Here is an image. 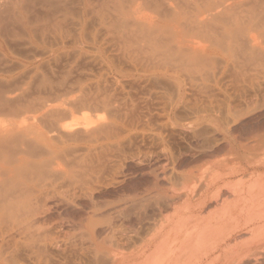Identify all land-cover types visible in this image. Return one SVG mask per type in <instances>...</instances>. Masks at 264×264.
I'll return each mask as SVG.
<instances>
[{
  "label": "bare ground",
  "instance_id": "6f19581e",
  "mask_svg": "<svg viewBox=\"0 0 264 264\" xmlns=\"http://www.w3.org/2000/svg\"><path fill=\"white\" fill-rule=\"evenodd\" d=\"M27 2L0 0V60L14 65L12 69L0 67V264H50V256H44L47 248L56 249L64 258L78 255L82 260L76 256L77 264H264V0L112 1L115 21L127 31L121 34L149 43V51L143 52L146 59L128 69L129 79L146 87L144 98L160 106L166 128L192 134L195 150L184 155L174 151V146L170 149L171 143L158 132L162 127L152 129L158 133L144 134L145 121L143 136L153 134L159 140L156 166L152 171L151 157L142 165L135 164L137 176L132 175L137 180L145 176L142 189L129 183L128 193L120 192L124 194H118L117 201L105 199L107 195L103 198V189L109 183L121 187L133 176L121 168L114 172L112 167L106 184L101 174L106 164L102 167L104 160L99 161L105 151L119 146L122 135L131 136L128 133L141 121L138 112H133L139 104L130 96L118 101L116 91L101 88L99 80L88 91L80 87L70 94L69 88L68 99L71 95L74 99L61 110L51 101L46 103L47 98L40 103L36 93L37 97H26L21 77L28 72L35 79L43 54L37 51L39 36L42 39L46 28L55 30L50 24L38 27L26 14ZM87 5L81 0L80 42L84 41ZM5 14L17 31H3ZM10 35L37 53L14 54L8 45ZM238 40L247 45L248 52L240 53ZM65 41L61 39L60 44L65 46ZM49 46L47 55L54 51ZM119 73L115 83L122 87L124 73ZM77 109L83 112L75 124ZM117 109L123 111H118L123 118ZM99 110L108 112L109 119L103 115L94 119ZM89 111H97V116ZM131 113L137 116L135 120ZM71 116L74 124L69 122ZM237 124L247 129L244 137L235 132ZM150 168L152 173L146 171ZM59 205L75 218L67 222L69 226L55 225L50 218ZM98 217L107 223L96 224ZM144 223L148 224L145 231ZM22 248L26 261L17 256ZM59 257L57 261L66 264Z\"/></svg>",
  "mask_w": 264,
  "mask_h": 264
},
{
  "label": "rangeland",
  "instance_id": "374dc122",
  "mask_svg": "<svg viewBox=\"0 0 264 264\" xmlns=\"http://www.w3.org/2000/svg\"><path fill=\"white\" fill-rule=\"evenodd\" d=\"M86 1H87L88 5L86 7L85 24H84L83 33H82L84 41L80 42V40H79V31H80V20H81V9H82L81 8V0H28L27 5H26V14L28 15V17L31 18L32 21L37 22L36 24H38V27L39 26L42 27L43 25L47 26L48 24H50V25H55V30L53 28H51L49 31H47V28H46V30H45V32H44V34L42 36V39H41V35L39 36V39H38L39 40V47H38L37 51L39 53L42 51L43 54H41L42 57L39 60L40 63L38 62V71H37V75H36L35 79L34 78H30V73L26 72L21 77V80H22L21 83L22 84L19 83L21 80L19 78H16V80L18 79L17 82L19 81L18 83L16 82V85L21 87L20 84L21 85L24 84L23 85V88L25 89L24 90V95H26V97H31L30 96L31 94H32V96H36L35 95V93H36L37 96H40V99H41L40 103L44 102V100H42V99H45V100L49 99V102L46 101V103H50V101H51L50 104L53 105V106H56V108L59 109V110L65 109L64 105H66V108H67V104L69 103V105H70V103L73 101L72 100V99H74L73 95H71L72 98H70L71 102L68 99V95L70 97L71 91H74V92L76 91L75 93L74 92L72 93V94H76L77 93L76 88L77 89L80 88V87L85 88V89L87 88V90L84 89L85 91H88L89 88L93 89L94 88L93 86L96 85L98 80H99V83L101 82V84H102L101 88L103 87V89H105L106 91H110L112 89L116 91L115 92V91L112 90V92L111 91L110 92L111 93L115 92L114 94H116L115 95L116 99H118V97H119L118 101L122 102V100H121L122 97H124V96L129 97L130 96V99H132L134 101V103H136V105L139 104L137 107L134 108L133 112H136V111L138 112V116L141 119V121H140V123L138 122L137 125H135L137 127H135V128L133 127L134 129H132V131H134L135 129L137 130V128H139L138 131H137L138 133L135 130L134 131V135H133L132 131H131L132 133L131 132L128 133V134H131L132 137L130 135L128 137L124 136L125 134L122 135L121 139L122 140L124 139L126 144L122 143L124 140L123 141L121 140V143L119 144V146H117L119 148L122 146L120 148V149H122V151H120L119 148L114 147V149L113 148L111 149V150H114L112 152H110L109 150L105 151L102 154V158L103 159L101 158L102 160L99 161V164H100L104 160L102 162V167H104V165L106 164L105 165L106 167L102 168L104 170V172H101L103 179L105 180V182L107 181L106 184L110 182L109 181V176L112 174V171H114V170H116V172H117L118 169H119V171L124 170L122 172L124 174H127V175H129L131 177L133 175L137 176V174H135V172L133 170L136 168L137 165H142V164L146 163L147 162L146 159H148L150 157L151 158L148 159V161L152 165L151 168H152V171H153V169L156 166V165L153 166V164H154V158H155L156 152L158 151L157 149H158V143H159V140L158 139L156 140V137H154V135H153L155 132L156 133L159 132L161 135L163 134L162 136H164V138L167 139L165 141L166 142L168 141L167 144L171 143V144H168L170 149L171 148L173 149L174 147H176V148H174L175 149L174 151L178 150L180 153L182 152V154H184V153L188 154V152H189V154H193L195 152V150H193V147H192V144L194 142V140H193L194 137L192 136V134L189 131L181 130V129H180L179 132H177L179 129H173V127L168 126V125H167L168 127L166 128V126L163 125L164 124V118L162 117V113L160 111V106L156 104L155 100L151 101L149 98H147V99L144 98V97H147L146 96V91L144 89L146 87H144V88H143V86H141L142 88L138 87L139 85L136 82H133L132 80L129 79V74H130L129 70H132L133 65H135V63H137V62H140V59H141V61L146 59L145 57L147 55L145 56L144 54L147 51L146 48L147 47L149 48V46H146V44L148 42L147 43L146 42H142L143 40L139 36H135L137 38L134 37L135 39L132 38L133 39L132 40L131 38H129L132 35L127 34L126 36L128 38L126 36L122 35V34L126 33L127 31L126 30L124 31V27H120L115 21V17H114L115 13L113 12V10H114V4L113 3L114 2H112L113 0L112 1L111 0H109V1L108 0H106V1L105 0H86ZM110 1H111V3H110ZM112 25H114V26H112ZM114 27H116V28H114ZM2 28H3L4 32H12V31H17L18 30L17 25L13 21H11V19L9 18V16L7 14H5V16L3 17ZM119 30H122V32L119 31ZM118 33H119V35H118ZM12 37H13L12 35L9 36L8 45H9L10 50H13L12 52L14 54L17 53V55L18 54L19 55L22 54V56H27V55H31L33 53H37L36 50H33L34 48L32 46H30L29 44L25 43L23 40L16 39V38L14 39ZM61 39L66 40L65 42H68V43L65 46L61 45L60 44V40ZM129 39H131V40H129ZM241 41H239V40L237 41V45H238L239 42H240L239 44L241 45V46L239 45L240 46V53H242V51L247 49V48H245V47H247V45H243V43L241 44ZM141 42H142V44H141ZM55 43H57V46L54 45ZM49 44L53 45L54 51L50 55H47L48 52L46 53L45 50H46L47 47H48V50H49V48H50ZM136 44H138V45H136ZM237 45H236V47H237ZM143 46H145V48H143L145 51L142 49ZM243 46H244L245 49L243 48ZM237 48H236V51H237ZM148 51H149V49H148ZM238 51H239V49H238ZM143 52H145V53H143ZM245 52H248V49ZM143 55H144V57H143ZM137 57H138V60H137ZM244 60L246 61V59H243V61ZM247 60H252L251 62L253 63V59H248V57H247ZM255 60H254V62H255ZM263 61H264V59H263ZM245 63H247V62H245ZM5 64L6 63H3V61L0 60V67L6 68V69H12L14 67L13 62H7L6 66H5ZM123 64H124V66H123ZM131 65H132V68H130ZM119 71H121V73H124L122 75V77H121V79L124 80L123 83H122V87H119L120 85L118 83L117 84L119 86H117V84L115 83V80L117 78H119L118 77L119 74H120ZM126 71L127 72L129 71V73H127ZM88 81L89 82H91V81L93 82L94 81V82L93 83H88ZM104 82H106V83H104ZM103 83L105 84L104 86H103ZM128 83H129V85H128ZM114 84H116V86ZM87 85H89V86L87 87ZM131 85H133V86H131ZM153 86H156V85H153ZM37 87H38L39 91L36 90ZM115 87L117 88V90H116ZM227 87L229 88L230 86L228 85ZM69 88H70V90H69ZM72 89H74V90H72ZM138 89H140V90H138ZM152 89L154 90L155 87H153ZM35 90H36V92H34V95H33V91H35ZM68 90L70 91L69 92L70 94L66 93ZM128 91H129V94L127 95L126 92L128 93ZM139 91H142V92H139ZM119 93H121V94H119ZM132 93L133 94L137 93V94L136 95H132ZM141 93H143V94H141ZM53 94H54V96H52ZM144 94H145V96H144ZM42 96H43V98H42ZM44 96H45V98H44ZM54 98L56 99L57 102L53 101V100H55ZM62 98L64 100H62ZM190 98H192V96ZM26 99H29V98H26ZM50 99H52V100H50ZM66 99H68V100L66 101ZM61 101H62L63 104L60 103ZM53 102H55V105L53 104ZM59 103H60V105L62 104L63 108L59 107L60 106ZM50 104H48V105H50ZM43 105H44V103H43ZM154 105H155V107H154ZM120 108L122 109V107H120ZM123 109H124L123 111H125L126 113L128 112V111L125 110V108H123ZM148 110H149V112H148ZM84 111H86V110H84ZM118 111H119V109L116 110V112H118ZM123 111L121 110L119 112H123ZM81 112H83V110L77 109L73 113V117L75 116L74 118H76V123L74 121L75 119L72 118V116H71V118L73 120L71 119V121H69V122L72 123V124L79 123L81 121V119H82L81 118V116H82ZM89 112H91L90 115L93 114L92 111H89ZM137 112L135 113L136 115H137ZM77 113H79V114H77ZM96 113H97V111L93 115L97 116ZM99 113H100V115H99ZM139 113H141V114H139ZM76 114L79 115V116L77 117ZM107 114L110 116V114L108 112H104V111L101 110L100 112H98L99 116L93 117V118L94 119L95 118L98 119V117H102V115H103L105 118H103V117L102 118L106 119L107 116H108ZM135 114L131 113L129 115H130V117L134 115L133 119L134 118L136 119L137 116H135ZM149 114H151V115H149ZM1 116L2 115H0V117ZM109 116H108L107 119H109ZM116 116H118V114H116ZM122 116L124 117V115H122V113H119V117L123 118ZM142 116H143V118H142ZM67 120H70V116L68 117ZM134 120H133V122H134ZM64 122H66V120ZM144 122H145V126L146 127L149 124L147 128L145 127L146 130H145V132L143 131L144 134L147 135L148 132L149 133H153L154 132L153 134H150V135L148 134V136H146V135L143 136L142 130H144V128H143L144 127L143 126ZM151 124H153V125H151ZM237 125L239 126L240 124H237ZM149 126H152L151 130H149L150 129ZM240 126L238 128L236 127L235 132H237V134L242 135L244 137L245 136V132H246L247 129H245L244 126H241V128L243 127V129H240ZM156 127H158V128H156ZM169 127H170V129H169ZM153 128H154V130H158L159 128H161L162 130L164 129L163 130L164 132L161 129H159L158 132L154 131V130L152 132ZM171 128H172V131H170ZM237 129H238V131H237ZM173 130H176V132L173 131ZM167 131H170V132H167ZM135 132L137 134H140V135L136 136ZM235 132H233V135L236 134ZM166 133H167V135H166ZM141 135H142V137H139ZM151 135H153L152 137H154L155 139H152ZM149 136H150V139L147 140L149 138ZM166 136H169V138L168 137L166 138ZM231 136H232V134L229 136V139H230ZM138 139H139V141H138ZM153 140H156V141L153 142ZM142 141H143V144H142ZM156 142H157V145L154 144ZM129 143H131V145H129ZM151 143H153V144H151ZM132 144L135 145V146H133ZM146 144H148V146ZM152 145L154 147H156V146L157 147L153 149ZM170 145L174 146V147H171ZM138 146H139V149H138ZM140 147H141V149H140ZM136 148L138 150H141V151L134 150ZM150 148L153 149V150H151ZM118 149H119V151H118ZM128 149L130 151H132L131 152L132 155L130 154V151ZM115 150L119 152V153L116 152L117 153V157L114 156L115 155ZM147 150H148V152H147ZM150 151H153L154 153L151 152V155H150L149 154ZM125 152H127V154H125ZM128 152H129V154H128ZM135 152H136V154L133 155V153H135ZM112 153H114V154H112ZM137 154L140 155L139 159H138V155ZM123 155H126L127 158H125L126 156L124 158L121 157ZM133 157L134 158L137 157V158L133 159ZM118 158H120V160H118ZM124 159H128L129 162H128V160L125 161ZM115 160H117V161H115ZM105 161H106V163H105ZM113 163H114L115 166H113ZM125 163H126V166H125ZM129 163H131V166L132 165H134V166L131 167L129 165ZM135 164H136V166H135ZM117 165L119 167H117ZM121 165L124 166L125 168L122 167ZM112 167H115L116 169L114 168L112 170ZM109 168L112 171H108ZM151 168L146 170V171L152 173ZM125 172H128V173H125ZM104 175L107 176L106 177L107 180L104 178L105 177ZM136 176L135 177L133 176L134 181L131 178L130 180L126 181L125 183H122L120 185L121 187H119V186L117 187L115 184L114 185L112 184V186L111 185L109 186V184H110L109 183L107 185V187H105L103 189V193H105V194H102V193H100V194L103 195L102 196L103 198H105L106 195H107V198H105V199H108L109 201H112L113 199H114V201H117V200L120 199V197H122V195L125 192H127L125 189L128 190L130 187L137 186V189L141 190L143 182L145 181L144 180L145 176H144L143 180H142V178H143L142 176H138V179H140V180H137ZM135 180H136V182H135ZM132 181H133V183H132ZM138 181H140V182L138 183ZM129 183H131V186H130ZM127 185L130 186V187L128 188ZM113 186H114L113 190L115 192L112 190ZM108 188H109V191H108ZM117 188H120V189H117ZM123 188H124V190H123ZM118 190H120L119 193H118ZM107 191H108V193H107ZM110 191H113L112 192L113 194L110 193ZM120 192H124V193H122V195H121ZM115 193H116V195H115ZM127 193H125V194H127ZM118 194H119V196L120 195L121 196L119 197ZM110 196H113V197H110ZM102 197H100V199H102ZM108 197H110V198H108ZM111 198H113V199H111ZM115 199H117V200H115ZM58 209L61 210V212H59ZM58 209L57 210L55 209V211H53V213L50 215V218H51L52 222H55V221L57 222V223H55V225H57L58 223L59 224H63V225L64 224L68 225V223H67L68 221L70 223V221L75 220V218L73 219L72 216H70L68 212L67 213H68L69 216L67 215L66 212H64V211H68V210L64 209V211H63L62 210L63 208H61L60 205L58 206ZM56 211H57V213H59V215L56 213ZM54 213H56L57 215H55ZM154 214H152V215L154 216L155 219H157L158 218L157 213H154ZM53 215H54V217L52 218L51 216H53ZM75 216H77L76 213H75ZM97 219H99V221L96 224L99 223L100 225L103 224V223H101V221H104V220L106 221V219H104L102 217H101V219H100V217H98ZM106 223L107 222H105L103 225H105ZM147 226H148V224L144 223L143 226H142V230L145 231L147 229ZM23 250L24 249L22 248V251L19 252L20 255L17 254L18 257H22L21 258L22 260H24L25 257H26L25 256V250H24V252H23ZM51 250H52V252H50ZM56 251H57L56 249L47 248V251H46L44 256L46 257V254H47L48 256L51 257V258L50 257L48 258L50 260L49 261L50 264L52 262H53L52 264H56V262H57V264H60L59 262H62V261L61 260L57 261L58 258H56V257H59L60 255H61L59 257L60 259L64 258L63 254H58L60 252L59 251L56 252ZM50 253L51 254L53 253L52 255H53V257L55 259L52 258V255H49ZM68 256H67V258H66V256L64 258L67 261L66 264H77L78 260H79V262L82 260V258L80 259L79 256L75 255V254L74 255L71 254V255H68ZM76 256H78L79 259ZM72 257H74L73 259H75V260H72L71 259ZM64 259H63V261H64ZM76 259H78L77 262H76ZM53 260H55V262ZM25 261H26V259H25ZM73 261H74V263H73Z\"/></svg>",
  "mask_w": 264,
  "mask_h": 264
}]
</instances>
